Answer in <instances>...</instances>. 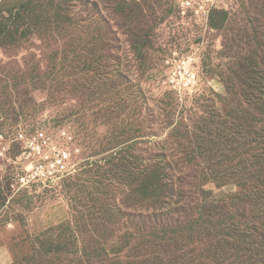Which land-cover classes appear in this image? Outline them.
Returning a JSON list of instances; mask_svg holds the SVG:
<instances>
[{
    "label": "rangeland",
    "instance_id": "374dc122",
    "mask_svg": "<svg viewBox=\"0 0 264 264\" xmlns=\"http://www.w3.org/2000/svg\"><path fill=\"white\" fill-rule=\"evenodd\" d=\"M13 1L0 14V132L65 128L95 165L62 190L10 197L16 171L0 162V247L11 253L8 264L57 247H120L126 235L226 206L239 189L203 181L212 154L199 142L219 143L245 115L240 90L250 62L264 72V0L255 1L257 10L250 0H218L208 19L183 17L179 0H59L56 20L49 9L38 20V11L17 17L8 13ZM173 53L198 57L197 95L159 84ZM145 168L153 172L148 198Z\"/></svg>",
    "mask_w": 264,
    "mask_h": 264
},
{
    "label": "trees",
    "instance_id": "16d2710c",
    "mask_svg": "<svg viewBox=\"0 0 264 264\" xmlns=\"http://www.w3.org/2000/svg\"><path fill=\"white\" fill-rule=\"evenodd\" d=\"M255 1L249 2L257 10ZM11 3L13 7L8 13L22 18L38 11L37 20L45 18L41 14L48 9L47 18L58 19L51 12L58 14L63 6L59 0L46 5L28 0ZM4 4L5 1L0 4V14ZM240 68L244 71L245 66ZM250 68L251 72L245 73L247 89L240 90L247 107L240 110L245 111V115L239 117L230 135L218 136L219 143L206 138L199 142L203 153L212 154L209 159L212 165L203 170V181L220 187L236 185L239 189L226 201V206H206L197 215L182 221H170L165 227L145 228L140 233L126 235L120 247L104 250L98 246L81 253H71L60 247L44 252L31 251L21 264H264V72L255 61L250 62ZM247 118L251 125L244 127ZM206 142L214 148L208 149ZM87 158L83 173L95 165L93 158ZM151 173L149 168L143 171L145 198L149 195L148 188H152ZM158 176L157 173L154 179ZM53 234V231L48 233ZM52 254L57 258L47 261Z\"/></svg>",
    "mask_w": 264,
    "mask_h": 264
},
{
    "label": "built area",
    "instance_id": "2783aa9c",
    "mask_svg": "<svg viewBox=\"0 0 264 264\" xmlns=\"http://www.w3.org/2000/svg\"><path fill=\"white\" fill-rule=\"evenodd\" d=\"M218 0H179L178 10L183 17L208 19ZM159 84L178 95L193 96L199 92L202 75L195 54L173 53L162 65ZM16 153V156H12ZM82 147L67 129L57 131L0 132V162L14 166L16 173L8 179L10 197L63 189L82 171Z\"/></svg>",
    "mask_w": 264,
    "mask_h": 264
},
{
    "label": "crops",
    "instance_id": "0c3cea01",
    "mask_svg": "<svg viewBox=\"0 0 264 264\" xmlns=\"http://www.w3.org/2000/svg\"><path fill=\"white\" fill-rule=\"evenodd\" d=\"M6 0H0V4ZM0 120H1V111H0ZM11 253L6 246L0 247V264H8L11 261Z\"/></svg>",
    "mask_w": 264,
    "mask_h": 264
}]
</instances>
